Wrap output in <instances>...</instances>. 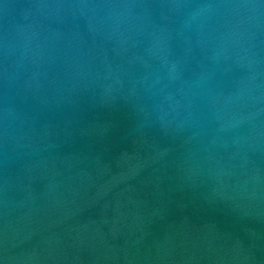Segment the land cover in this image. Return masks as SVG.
Here are the masks:
<instances>
[{
  "label": "water",
  "instance_id": "obj_1",
  "mask_svg": "<svg viewBox=\"0 0 264 264\" xmlns=\"http://www.w3.org/2000/svg\"><path fill=\"white\" fill-rule=\"evenodd\" d=\"M0 264H264V0H0Z\"/></svg>",
  "mask_w": 264,
  "mask_h": 264
}]
</instances>
